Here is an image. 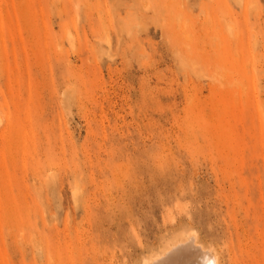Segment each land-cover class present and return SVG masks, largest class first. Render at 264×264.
<instances>
[{
    "label": "rangeland",
    "instance_id": "1",
    "mask_svg": "<svg viewBox=\"0 0 264 264\" xmlns=\"http://www.w3.org/2000/svg\"><path fill=\"white\" fill-rule=\"evenodd\" d=\"M181 238L264 264V0H0V264Z\"/></svg>",
    "mask_w": 264,
    "mask_h": 264
},
{
    "label": "bare ground",
    "instance_id": "2",
    "mask_svg": "<svg viewBox=\"0 0 264 264\" xmlns=\"http://www.w3.org/2000/svg\"><path fill=\"white\" fill-rule=\"evenodd\" d=\"M181 239L184 240L186 238ZM182 240L175 241L174 244L168 246L156 258L145 259L142 264H218L217 255L198 244L197 239Z\"/></svg>",
    "mask_w": 264,
    "mask_h": 264
}]
</instances>
